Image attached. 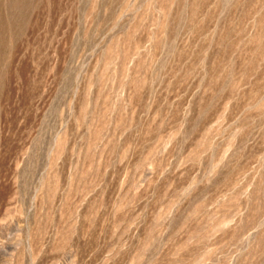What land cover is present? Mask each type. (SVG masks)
<instances>
[{"label": "rangeland", "instance_id": "1", "mask_svg": "<svg viewBox=\"0 0 264 264\" xmlns=\"http://www.w3.org/2000/svg\"><path fill=\"white\" fill-rule=\"evenodd\" d=\"M0 264H264V0H0Z\"/></svg>", "mask_w": 264, "mask_h": 264}]
</instances>
